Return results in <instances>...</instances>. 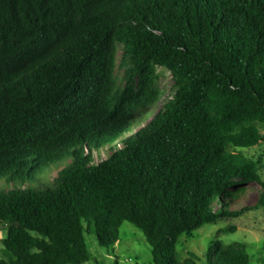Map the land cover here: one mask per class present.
<instances>
[{
    "label": "trees",
    "instance_id": "1",
    "mask_svg": "<svg viewBox=\"0 0 264 264\" xmlns=\"http://www.w3.org/2000/svg\"><path fill=\"white\" fill-rule=\"evenodd\" d=\"M261 146L264 0H0V264H85L125 222L156 264H249L244 241L177 246L264 208Z\"/></svg>",
    "mask_w": 264,
    "mask_h": 264
},
{
    "label": "rangeland",
    "instance_id": "2",
    "mask_svg": "<svg viewBox=\"0 0 264 264\" xmlns=\"http://www.w3.org/2000/svg\"><path fill=\"white\" fill-rule=\"evenodd\" d=\"M119 73L122 71L119 69ZM160 88L162 96L155 106L152 113L165 104L172 97L175 80L170 70L165 67H159ZM146 119L144 118L139 125H135L133 130L140 127ZM246 153L255 160H261L260 171L264 177V146L256 148H247ZM71 161V156L64 155V159L43 168L42 174L44 178L50 179L49 174L57 167L64 166ZM247 192L245 201L248 203H256L259 198L261 186L256 182L246 184ZM230 227H235L232 231ZM88 245L93 253V257L85 264H115L118 258L119 264H156L150 245L146 240L145 234L130 222H125L121 227L120 241L109 248L101 247L98 243L97 235L94 231L87 232ZM6 236V231L0 233V259L6 258L4 252V244L2 238ZM222 240L223 243L229 245L234 242L244 241L247 243V250L251 255L249 264H264V208L256 209L253 212L243 215L239 218L223 220L218 223H205L202 227L194 231L192 236L184 235L177 248L181 259L188 256V251L198 253L203 259L204 255L210 248L214 246L213 242Z\"/></svg>",
    "mask_w": 264,
    "mask_h": 264
}]
</instances>
